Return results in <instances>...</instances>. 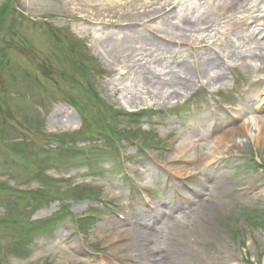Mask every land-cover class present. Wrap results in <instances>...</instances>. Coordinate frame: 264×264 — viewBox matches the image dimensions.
I'll use <instances>...</instances> for the list:
<instances>
[{
    "label": "rangeland",
    "instance_id": "1",
    "mask_svg": "<svg viewBox=\"0 0 264 264\" xmlns=\"http://www.w3.org/2000/svg\"><path fill=\"white\" fill-rule=\"evenodd\" d=\"M99 1L0 0V264H264V0Z\"/></svg>",
    "mask_w": 264,
    "mask_h": 264
},
{
    "label": "bare ground",
    "instance_id": "2",
    "mask_svg": "<svg viewBox=\"0 0 264 264\" xmlns=\"http://www.w3.org/2000/svg\"><path fill=\"white\" fill-rule=\"evenodd\" d=\"M104 1H106V0H100L99 2H104ZM244 4H245V2L242 1L239 4L233 5L232 8H231V10H232L231 12H234V13L238 14L244 8ZM105 5L106 4L102 5L103 9H107L108 8V6H105ZM228 18H229V16L227 14H225L223 16V20H226ZM251 19H252V17L251 16H248L245 19L244 22H247V21H249ZM218 21H220V15H219ZM143 45H145V44L144 43H138V44H135L136 47H130V46L127 45L125 48L127 50H129L128 52H130V51L131 52L132 51L133 52H137L138 50H143L145 48V46H143ZM147 48L149 49V47H147ZM203 76H204V79L207 81L206 86H208L209 88H210L211 85H213L214 81H216V79H218L217 73H214L213 70L211 71L209 69H206L205 72H203ZM196 83H199L200 84L202 82H200V81L195 82L191 78V76H190L188 79H186L183 82H181L180 85H178V86L182 87L181 89L187 88V89L193 91V90H195L197 88V84ZM119 84L122 85L123 83H120L119 82ZM122 89L123 90H128V89H131V87H128V86H126V85L123 84V88ZM114 90L116 92V90H118V87H115ZM172 93L178 96V93L176 91H173ZM147 95H149L150 98H153L154 100L155 99H162L163 98V95H161L160 93H156V92L150 91V89L147 90ZM260 102H263L264 103V94H262V96L260 97L259 101H257L255 103L256 104L257 111H264V105L262 107L257 106V105H259ZM132 104L135 105L137 103L136 102H133ZM250 115H251V117H249L245 121L246 124H249V125L250 124L251 125H261L262 124V125H264V120L260 119L259 116H256L255 113H252ZM263 116H264V113H263ZM55 118L58 119L57 116H55ZM61 122H62V119H61ZM61 122H59V124ZM213 126L214 125H212V126H202V125L201 126H196V127L192 128V129H190L188 132L184 133L185 136L182 137L180 139V141L178 142L179 148L177 149V155H179V156H176V160H180L182 158L181 157V154L183 155L185 153L183 151H187V150L190 149V140H191L190 138L191 137H193L194 135H202V136H204V135H207V136L208 135H212V134L215 133V129H216ZM216 142L217 143H220V146H223V145L225 146V143H226V142H222V140H216ZM222 151H223V149L221 147L220 148H217V149H213V150L210 149L209 150V153L206 156L201 157V159H198L197 161L196 160H194V161L191 160V162L193 164H196V163L197 164H203V163L207 162L208 160H212L213 158H216L215 156L217 154L221 153ZM187 155H188V153H187ZM169 165L172 168H174L173 161H169ZM169 208H171V207L169 206ZM164 213H165V211L163 209H160L159 210V214H164ZM125 222H127L126 219H124V220L123 219H120V221L119 220H114V222L112 224L111 230H112V232L114 234L113 238L115 239V241L117 243L120 244V243L125 242L126 244H129V243H131L135 239H138L139 241H145V237L146 236L143 235V234H141V235L139 234L134 239L131 238L130 236H129V238H125V235H123L125 232H123L124 230L122 228V224H120V223H123L124 224ZM129 246L132 247L131 245H129ZM164 257L167 258L165 260V264H167V263L168 264H200V262H199V260L197 258L191 259L190 257H188L186 255H176V256H174V255L168 253V255H165ZM188 258H190V259H188ZM128 260H130V256H129V259Z\"/></svg>",
    "mask_w": 264,
    "mask_h": 264
}]
</instances>
